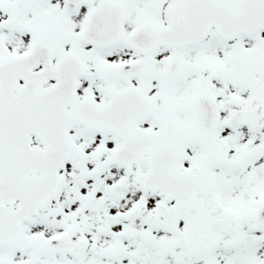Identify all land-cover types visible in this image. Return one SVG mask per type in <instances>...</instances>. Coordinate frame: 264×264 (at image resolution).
Segmentation results:
<instances>
[{
	"label": "snow or ice",
	"instance_id": "1",
	"mask_svg": "<svg viewBox=\"0 0 264 264\" xmlns=\"http://www.w3.org/2000/svg\"><path fill=\"white\" fill-rule=\"evenodd\" d=\"M0 264H264V0H0Z\"/></svg>",
	"mask_w": 264,
	"mask_h": 264
}]
</instances>
